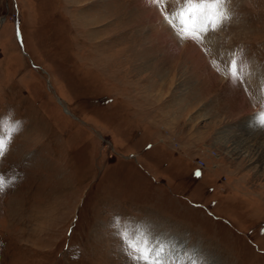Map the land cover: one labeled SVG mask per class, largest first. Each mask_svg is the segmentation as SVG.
<instances>
[{"label": "rangeland", "instance_id": "1", "mask_svg": "<svg viewBox=\"0 0 264 264\" xmlns=\"http://www.w3.org/2000/svg\"><path fill=\"white\" fill-rule=\"evenodd\" d=\"M175 7L0 0V117L20 123L0 264H132L117 220L165 264H264V0H231L201 43L177 39Z\"/></svg>", "mask_w": 264, "mask_h": 264}, {"label": "snow or ice", "instance_id": "2", "mask_svg": "<svg viewBox=\"0 0 264 264\" xmlns=\"http://www.w3.org/2000/svg\"><path fill=\"white\" fill-rule=\"evenodd\" d=\"M160 2L161 0H149L154 6ZM230 2L231 0H175L176 7L167 13L165 20L181 41L211 42V33L221 30L231 19L232 13L228 8ZM212 63L215 66L216 62ZM225 69L224 74L236 86L252 75L241 49L230 54ZM258 122L264 126V112L258 114ZM19 127V121H13L11 117H0V160L10 150ZM194 175L199 176L201 173L197 171ZM7 186L8 178L0 175V192ZM116 223L121 225L118 235L122 241V250L132 264H165L163 257L166 245L163 241H157L147 232L130 230L122 221L117 220ZM192 264H195V261H192Z\"/></svg>", "mask_w": 264, "mask_h": 264}, {"label": "bare ground", "instance_id": "3", "mask_svg": "<svg viewBox=\"0 0 264 264\" xmlns=\"http://www.w3.org/2000/svg\"><path fill=\"white\" fill-rule=\"evenodd\" d=\"M168 29V28H167Z\"/></svg>", "mask_w": 264, "mask_h": 264}]
</instances>
